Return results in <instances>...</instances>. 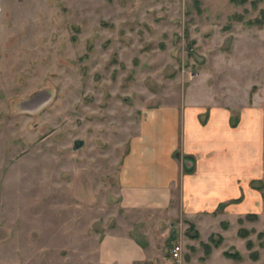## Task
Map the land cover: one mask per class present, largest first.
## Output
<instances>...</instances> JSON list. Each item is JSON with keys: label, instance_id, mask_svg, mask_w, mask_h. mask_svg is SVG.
<instances>
[{"label": "rangeland", "instance_id": "obj_1", "mask_svg": "<svg viewBox=\"0 0 264 264\" xmlns=\"http://www.w3.org/2000/svg\"><path fill=\"white\" fill-rule=\"evenodd\" d=\"M187 96L226 102L234 121L264 107V0H0V264H98L105 232L166 229L165 211L117 205L115 167L140 117ZM178 218L154 237L165 264H201L212 247L264 264V232L242 218L236 244Z\"/></svg>", "mask_w": 264, "mask_h": 264}, {"label": "crops", "instance_id": "obj_2", "mask_svg": "<svg viewBox=\"0 0 264 264\" xmlns=\"http://www.w3.org/2000/svg\"><path fill=\"white\" fill-rule=\"evenodd\" d=\"M187 98L182 105L164 104L140 117L131 148L115 167L117 205L165 211L168 227L159 229L158 221H149L133 234L105 232L96 246L98 264H165L156 256L154 237L169 235L170 220L180 216L193 221L201 240L218 233L231 239L227 244L240 242L233 240L238 218L247 229L262 231L256 222L261 223L264 201L249 183L256 179L264 185V107L238 106L234 125V110L226 102ZM190 161L191 169L185 171L183 165ZM250 212L258 215L253 224L245 218ZM183 229L179 227L178 237ZM210 251L201 264H249L246 258L240 263L221 257L217 248Z\"/></svg>", "mask_w": 264, "mask_h": 264}, {"label": "built area", "instance_id": "obj_3", "mask_svg": "<svg viewBox=\"0 0 264 264\" xmlns=\"http://www.w3.org/2000/svg\"><path fill=\"white\" fill-rule=\"evenodd\" d=\"M179 253H180V246L178 244H174L170 249V259L177 260L179 257Z\"/></svg>", "mask_w": 264, "mask_h": 264}]
</instances>
